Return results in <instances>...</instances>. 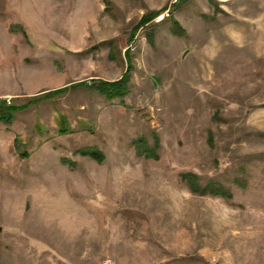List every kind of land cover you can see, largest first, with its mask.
Segmentation results:
<instances>
[{"label": "rangeland", "instance_id": "374dc122", "mask_svg": "<svg viewBox=\"0 0 264 264\" xmlns=\"http://www.w3.org/2000/svg\"><path fill=\"white\" fill-rule=\"evenodd\" d=\"M32 99L0 123V264H264V0H0V102Z\"/></svg>", "mask_w": 264, "mask_h": 264}, {"label": "trees", "instance_id": "16d2710c", "mask_svg": "<svg viewBox=\"0 0 264 264\" xmlns=\"http://www.w3.org/2000/svg\"><path fill=\"white\" fill-rule=\"evenodd\" d=\"M184 1V0H183ZM154 15L144 16L140 19L138 24L134 29V33L137 32L139 29L145 27L149 22L152 21ZM12 33H15V29L9 30ZM23 35L24 33L21 32ZM95 82V81H92ZM128 83H129V75L126 72L119 80L113 82H106V81H99L97 86V92L100 95L106 97L107 99L112 98H121L124 97L128 93ZM85 85V83H79L76 86ZM66 88L55 91V94L65 93ZM34 98V97H33ZM36 98V97H35ZM37 100V99H35ZM28 101L26 104L23 105H7L5 103L0 102V123L2 124H10L14 119V114L19 112H23L28 109L30 106V102ZM56 124L58 126L59 132L66 133L68 130L66 119L62 114L57 115ZM37 127V125H36ZM211 137H209V140ZM17 138L15 139V142ZM18 142V141H17ZM132 146L134 147L135 153L137 155L143 156L145 159L155 158L153 154V150L149 148L146 141L143 138H138L135 141H132ZM82 157H88L97 163H101L104 160L103 153L97 147H85L76 151ZM60 162L62 164L69 165L71 163L68 160L61 159ZM181 180L186 184L189 191L193 194L197 195H205L209 194L215 197H221L223 199H231L232 195L220 186L213 185L211 183L207 184L205 187H200L198 185L197 176L193 174H181Z\"/></svg>", "mask_w": 264, "mask_h": 264}]
</instances>
